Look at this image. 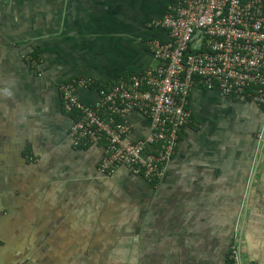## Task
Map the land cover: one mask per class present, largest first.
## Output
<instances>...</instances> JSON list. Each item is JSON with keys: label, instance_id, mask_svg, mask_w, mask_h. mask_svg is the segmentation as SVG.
<instances>
[{"label": "crops", "instance_id": "crops-1", "mask_svg": "<svg viewBox=\"0 0 264 264\" xmlns=\"http://www.w3.org/2000/svg\"><path fill=\"white\" fill-rule=\"evenodd\" d=\"M188 0H0V264H264V109L195 87L192 122L162 178L103 173L106 145H75L60 85L155 66L154 22ZM131 138L150 120L129 115Z\"/></svg>", "mask_w": 264, "mask_h": 264}, {"label": "built area", "instance_id": "built-area-1", "mask_svg": "<svg viewBox=\"0 0 264 264\" xmlns=\"http://www.w3.org/2000/svg\"><path fill=\"white\" fill-rule=\"evenodd\" d=\"M154 25L168 33L148 42L156 65L97 86L95 105L77 96L96 86L92 78L60 85L64 109L74 115L75 145H106L103 173L125 167L149 180L162 178L182 129L192 122L190 96L197 86L247 97L264 109V0L179 1ZM134 112L151 123L149 133L137 139L131 138ZM229 260L243 264L236 244Z\"/></svg>", "mask_w": 264, "mask_h": 264}, {"label": "trees", "instance_id": "trees-1", "mask_svg": "<svg viewBox=\"0 0 264 264\" xmlns=\"http://www.w3.org/2000/svg\"><path fill=\"white\" fill-rule=\"evenodd\" d=\"M179 140H180V138H179ZM178 144H179V143H178ZM226 264H233V263H232L231 260H228V261L226 262Z\"/></svg>", "mask_w": 264, "mask_h": 264}]
</instances>
